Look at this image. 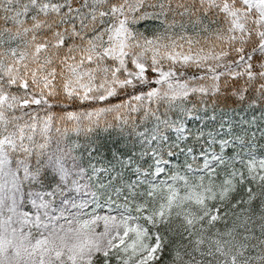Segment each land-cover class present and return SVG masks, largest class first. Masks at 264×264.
<instances>
[{"label": "snow or ice", "instance_id": "1", "mask_svg": "<svg viewBox=\"0 0 264 264\" xmlns=\"http://www.w3.org/2000/svg\"><path fill=\"white\" fill-rule=\"evenodd\" d=\"M0 264H264V0H0Z\"/></svg>", "mask_w": 264, "mask_h": 264}]
</instances>
